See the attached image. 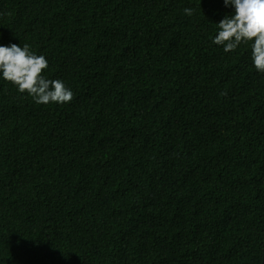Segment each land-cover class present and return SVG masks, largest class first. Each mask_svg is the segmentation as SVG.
Wrapping results in <instances>:
<instances>
[{"label":"trees","instance_id":"16d2710c","mask_svg":"<svg viewBox=\"0 0 264 264\" xmlns=\"http://www.w3.org/2000/svg\"><path fill=\"white\" fill-rule=\"evenodd\" d=\"M234 12L0 0V44L73 92L37 104L0 74V264H263L264 73L252 42L213 43Z\"/></svg>","mask_w":264,"mask_h":264},{"label":"clouds","instance_id":"9594fccd","mask_svg":"<svg viewBox=\"0 0 264 264\" xmlns=\"http://www.w3.org/2000/svg\"><path fill=\"white\" fill-rule=\"evenodd\" d=\"M223 3L226 7L233 6L235 12L218 23L213 43L223 46L228 53L252 42L254 67L264 73V0H223ZM184 12L190 16L193 9L185 8ZM48 66L45 56L34 53L28 44H0V74L5 81L16 86L20 93L26 92L37 104L71 102L73 92L62 80L44 77Z\"/></svg>","mask_w":264,"mask_h":264},{"label":"water","instance_id":"95a60500","mask_svg":"<svg viewBox=\"0 0 264 264\" xmlns=\"http://www.w3.org/2000/svg\"><path fill=\"white\" fill-rule=\"evenodd\" d=\"M263 264H264V260H263Z\"/></svg>","mask_w":264,"mask_h":264}]
</instances>
